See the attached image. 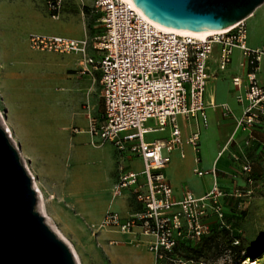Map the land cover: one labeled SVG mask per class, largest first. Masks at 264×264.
Instances as JSON below:
<instances>
[{
    "label": "rangeland",
    "instance_id": "1",
    "mask_svg": "<svg viewBox=\"0 0 264 264\" xmlns=\"http://www.w3.org/2000/svg\"><path fill=\"white\" fill-rule=\"evenodd\" d=\"M100 17L94 0H62L56 12L48 0H0V121L6 130H11L9 136L41 192L48 221L76 251L77 264H111L105 249L111 237L129 264L141 249L150 251L149 248L127 241L120 244L124 239L112 234L106 237L104 231L111 226L101 227L100 223L107 209L116 208L106 204L110 192L106 187L116 170L121 172L122 164L140 172L144 162L139 158L130 160L120 152L118 160L116 156L114 160L113 142L97 146L92 141L88 113L98 115L104 105L99 70L83 72L86 55L35 49L29 39L35 32L90 39L103 28ZM243 20L248 45L264 51V2ZM87 52L99 56L90 46ZM216 57L217 48L209 59L210 79L205 90L208 124L201 117L196 121L178 116L184 139L193 131H200L199 150L196 152L184 142L182 148L187 157H173L163 170L176 185L178 200L187 191L198 199L192 206L175 204L173 210L182 212V232L177 228L172 232L185 243L171 258L151 251L155 264H264V113L252 125L249 144H242L248 132L241 127L238 138L242 149L232 148L236 155L231 157L230 150L224 151L219 160L217 176L222 194L210 193L211 173L200 175L194 169H210L221 146L238 129L236 117L222 116L219 103L229 101L239 115L243 110L236 96L245 90L233 83L235 75L246 77L241 50L234 48L225 69L220 68ZM258 77L264 84V56ZM210 86L216 93L213 107L209 101ZM145 124L157 126L152 118ZM166 128L147 133L146 139L167 136L170 128ZM96 141L99 143L100 139ZM196 156L201 158L198 164ZM139 181H146L144 174L139 175ZM95 186L104 187L103 202L92 203L87 209L83 203L85 194L94 191ZM141 210V203L123 206L128 215ZM191 214L203 225L202 232L194 236L195 227L188 223ZM155 237L150 235L151 240ZM230 243L244 244L241 256L230 248ZM203 244L205 254H191L189 247ZM148 259L144 253L142 260Z\"/></svg>",
    "mask_w": 264,
    "mask_h": 264
},
{
    "label": "built area",
    "instance_id": "2",
    "mask_svg": "<svg viewBox=\"0 0 264 264\" xmlns=\"http://www.w3.org/2000/svg\"><path fill=\"white\" fill-rule=\"evenodd\" d=\"M48 3L56 12L62 0H48ZM94 6L101 14L103 28L90 39L35 32L30 34V43L39 50L83 53L86 55L83 72L100 71L104 106L98 115L88 113L92 141L95 144L111 141L122 155L129 150L141 156L144 162L140 172L128 171L121 164L120 177L113 189L117 195L123 187L134 185L142 210L123 219L118 211L108 209L100 226L116 227L123 232L139 226L141 233L156 235L150 241V249L163 255L164 250L171 249L178 241L172 229L182 232V212L173 210L175 204L192 206L198 199L187 191L183 199L178 200L163 171L175 148H180L181 155L185 156L184 142L191 144L196 152L199 150L200 131H193L184 139L178 116L193 117L196 121L201 117L204 124H208L205 90L210 79V56L217 48L219 66L225 69L232 60L234 48H239L244 58L241 64L247 67V72L245 78L235 75L233 83L245 90L244 94L236 96L243 105L242 114L235 115L227 102L220 106L224 115L235 116L238 128L248 132L242 144H249L252 125L264 113V84L258 77L264 51L248 45L244 20L226 31L196 37L159 26L133 0H94ZM89 46L98 57L88 54ZM151 118L157 126L145 124ZM166 126L170 127V138L146 139L147 133L164 130ZM96 136L100 137L99 143ZM232 143L242 147L232 135L220 149L218 158L228 149L232 156L236 155L230 148ZM200 161V156H196L195 162ZM243 167L248 168V165ZM217 168V161L208 170L194 168L200 175L212 174L210 193L216 196L222 194ZM141 173L146 177L145 182L139 181ZM188 223L195 227L193 236L202 232L203 225L195 214L188 217Z\"/></svg>",
    "mask_w": 264,
    "mask_h": 264
},
{
    "label": "water",
    "instance_id": "3",
    "mask_svg": "<svg viewBox=\"0 0 264 264\" xmlns=\"http://www.w3.org/2000/svg\"><path fill=\"white\" fill-rule=\"evenodd\" d=\"M169 27L223 29L247 18L264 0H133ZM17 146L0 121V264H77L70 245L47 222Z\"/></svg>",
    "mask_w": 264,
    "mask_h": 264
},
{
    "label": "crops",
    "instance_id": "4",
    "mask_svg": "<svg viewBox=\"0 0 264 264\" xmlns=\"http://www.w3.org/2000/svg\"><path fill=\"white\" fill-rule=\"evenodd\" d=\"M101 31V30H100ZM100 31L96 32L95 34L99 33ZM94 34V35H95ZM71 37H75V36H71ZM76 38H80V37H76ZM95 51V50H94ZM96 52V51H95ZM100 72V71H99ZM100 77V75H99ZM99 81V79H98ZM100 83V82H99ZM211 88V86H210ZM213 88V98H211L209 101H210V105L211 107H213L212 105V102H215V98H216V93L214 91V87L212 86ZM223 102H227L229 103V101H223ZM223 102H220L219 103V106L221 103ZM216 103V102H215ZM230 104V103H229ZM231 105V104H230ZM242 108H243V105L241 104ZM233 108V107H232ZM220 109H221V115L224 116V117H233L231 115H224L223 113V109L222 107L220 106ZM207 110V109H206ZM234 110V113L235 115H239L235 112V108H233ZM170 128V127H169ZM167 130V128L165 129ZM242 129L241 128H238L235 132H234V138L236 139V141H239V138H238V131H241ZM226 132V131H225ZM223 131V133H225ZM90 133V132H89ZM91 134V133H90ZM171 136V133H170V129H169V133L167 136H164V137H157V138H148V140H156V139H160V140H164V139H168L170 138ZM225 136V135H224ZM90 137L92 138V135H90ZM96 138L100 139L99 136H96ZM226 140V138L224 139ZM227 142V141H226ZM225 142V143H226ZM224 143V144H225ZM95 144V143H94ZM103 143H99V144H96L97 146H101L103 145ZM186 144H189V143H186ZM224 144L221 146V148L224 146ZM233 146L231 148H236L237 147V144L234 143L232 144ZM188 146H192L191 144H189ZM189 148V147H188ZM193 148V146H192ZM220 148V149H221ZM219 149V151H220ZM238 149V148H236ZM177 150H180V148H175L172 152H171V161H172V158L173 157H177L179 156L180 154V157H187V153L185 154V156H182L181 155V150L180 151H177ZM229 150V149H228ZM219 151L217 153V155L215 156L214 158V162L217 161V165H219V160L221 159V157L223 156V154L221 155V157H219L218 159V156H219ZM227 151V150H226ZM120 151L117 149V147L115 146V144L113 145V157H114V160L115 158L118 160V158L120 157ZM230 153V157L232 156L231 155V152ZM122 155V153H121ZM116 156V157H115ZM123 156H126L127 158H129L130 160L132 159H137L139 158L141 161H143L142 157L139 156V155H135L133 154L131 151L127 150L125 153H123ZM171 161L168 163V165L164 168L166 169L169 164L171 163ZM126 170H133V171H138V170H135L134 168H130L128 166L125 167ZM120 171H117L115 172V175L114 177L112 178L111 180V184H109L108 187H106L107 189L110 190L109 192V198L106 200V204L108 205V207H110V205H113V206H116V208L114 209L115 211H118L120 213V215L122 216L123 219H125L126 217L125 216H129L130 214L134 213H129L128 214H125L123 212V206H125L126 204L128 205L129 203H139L137 198H136V195L134 193V185H128L126 187H123L122 188V191L121 193L115 195L114 194V186L115 184L118 182L119 180V177H120ZM170 180V179H169ZM173 188H174V192L177 195H179L178 191H177V187L174 183H172V181L170 180ZM96 188L94 189V191H90L88 192L87 194H85V199L83 200V203L85 204V207H87V209H89V205L92 204V203H100V202H103L101 197H103V190H104V187L102 188H99V186H95ZM108 210V209H107ZM135 211V210H134ZM107 232V233H106ZM105 233V236H110L111 234L114 235L115 237L118 236V237H122L124 239V241H120L119 243H123V242H128L129 244H136V245H139V246H147L149 248L150 251H146V250H140L138 253H137V256L134 257V262H130L129 264H155V259L151 253V249H150V235H146V234H143L141 233L140 231V228H134L133 231H129V232H123V231H120L119 229H117L116 227H110L107 231H104ZM138 239V240H137ZM134 240H137L134 241ZM116 242V239L115 238H108L107 242H106V252L107 254L110 256L111 258V264H128V262L126 261V259L123 257V255L119 252V247H114V244ZM127 244V243H126ZM153 252V251H152ZM147 254L149 256V259L147 261H143L142 260V257L143 255ZM145 262V263H144Z\"/></svg>",
    "mask_w": 264,
    "mask_h": 264
},
{
    "label": "bare ground",
    "instance_id": "5",
    "mask_svg": "<svg viewBox=\"0 0 264 264\" xmlns=\"http://www.w3.org/2000/svg\"><path fill=\"white\" fill-rule=\"evenodd\" d=\"M158 25L159 26H161V27H164V28H168V29H172V30H175V31H179V32H182V33H188V34H192V35H195L196 37H205V36H207V35H210V34H212V33H215V32H218V31H226V30H228V29H230V28H232L233 26H235L234 24L233 25H231V26H229V27H226V28H223V29H210V30H190V29H180V28H176V27H169V26H166V25H164V24H162V23H158ZM210 94H211V97L213 98V88H212V86H211V88H210ZM7 131H8V133H10L11 134V130L9 129V128H7ZM11 138H12V136H11ZM26 167L28 168V166L26 165ZM34 186H35V188L38 190V194H39V197H40V201H39V203H38V207H39V209H40V211L45 215V217H46V220H47V222L49 223V221H48V216L45 214V210L42 208V195H41V192H40V190H39V188H38V186L36 185V183L34 182ZM50 224V223H49ZM51 226V225H50ZM52 227V226H51ZM53 228V227H52ZM54 230H55V228H53ZM58 232V231H57ZM60 237H62L61 235H59ZM71 247V246H70ZM72 248V247H71ZM73 249V248H72ZM73 252H74V254H75V257H76V259H77V262L79 263V259H78V255H77V253H76V251L73 249Z\"/></svg>",
    "mask_w": 264,
    "mask_h": 264
},
{
    "label": "trees",
    "instance_id": "6",
    "mask_svg": "<svg viewBox=\"0 0 264 264\" xmlns=\"http://www.w3.org/2000/svg\"><path fill=\"white\" fill-rule=\"evenodd\" d=\"M221 157V156H220ZM208 240V239H206ZM185 243V242H184ZM184 243L180 242V241H177L176 244L171 248V249H167V250H164V254L167 258H171V254L173 252H179L180 250V246ZM230 248L232 250H234L238 256H241L242 254V251L244 250V244L240 243L238 245H232L231 243L229 244ZM217 247H219V245H217ZM205 244L201 245V246H198V247H189V250H191V254H195V256L197 257H200L202 256L203 254H205ZM219 254V253H218ZM217 254V255H218ZM192 255H187V257H191Z\"/></svg>",
    "mask_w": 264,
    "mask_h": 264
}]
</instances>
